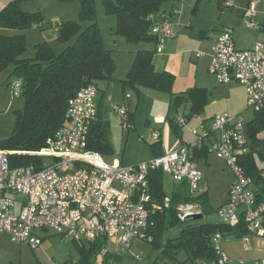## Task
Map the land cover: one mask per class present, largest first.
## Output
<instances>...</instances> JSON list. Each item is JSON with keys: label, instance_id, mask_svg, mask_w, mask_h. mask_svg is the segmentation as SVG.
<instances>
[{"label": "built area", "instance_id": "obj_1", "mask_svg": "<svg viewBox=\"0 0 264 264\" xmlns=\"http://www.w3.org/2000/svg\"><path fill=\"white\" fill-rule=\"evenodd\" d=\"M252 1L243 14V22L250 29L258 26L257 2ZM175 13L181 11L173 7L149 17L158 51L175 34ZM59 23L51 20L52 26ZM208 70L220 82L237 81L244 85L248 108L264 109V41H256L251 48H240L234 31L222 30L212 45ZM11 85L13 95L21 96L23 79ZM98 94L95 84L78 91L68 103L63 125L39 150L0 149V235L7 233L12 240L26 242L32 248L42 244L38 230L66 234L79 243L103 240L100 252L103 256L109 252L107 244L112 240L126 250L136 239L152 242L149 229L155 225L154 217L170 208L172 199L168 195L163 203L153 199L150 172L163 170L178 182L187 181L190 193L196 195L204 175L194 149L206 147L233 174L229 197L217 208L223 223L245 224L247 233L242 242L246 249L251 248L252 236L264 238V199L259 197L258 186L241 163V157L251 151L247 120L242 113H217L211 127L196 132L189 145L132 165L109 163L90 147L91 128L99 112ZM114 108L124 119L127 117V108L120 105ZM186 122L184 117L178 119L181 125ZM161 137V130L152 132L154 141L159 142ZM25 154L40 158L39 163L11 165L12 155ZM198 207V204L181 205V220L202 212ZM223 240L221 232L213 235L216 260L207 264H246L237 263L227 254ZM254 264H264V260L257 259Z\"/></svg>", "mask_w": 264, "mask_h": 264}, {"label": "trees", "instance_id": "obj_2", "mask_svg": "<svg viewBox=\"0 0 264 264\" xmlns=\"http://www.w3.org/2000/svg\"><path fill=\"white\" fill-rule=\"evenodd\" d=\"M23 1L12 0L0 11V28L18 31L12 35L0 33V73L13 66V72L24 81L22 96L25 100L16 130L9 139L0 143V149L36 151L44 147L47 139L63 125L70 99L90 84L98 86L99 81L117 80L113 75L117 65L112 50L104 43L94 0L81 1L80 20L61 21L57 25L58 40L68 41L75 37L72 43L57 53L50 42L43 41L33 45V56L25 57L24 53L30 45L23 31L41 24L46 17L41 12L24 11L21 7ZM166 2L168 0H104V5L108 14L116 16L118 35L132 44L149 42L156 45L157 37L151 31L153 21L149 17L170 11L165 7ZM84 20L90 24L82 29L81 21ZM155 54V48L138 50L126 78L119 80L123 86L137 91L151 88L167 92L176 105L185 99L190 100L189 117L202 112L208 102L207 91L192 88L175 95L172 91L175 76L168 71L156 70L153 62ZM247 129L251 151L241 157V163L258 186L259 197L264 199V169L259 167L256 159L257 154L260 159H264V139L259 137L264 130V109L255 112L254 118L247 122ZM89 140L94 150L101 151L109 147L107 128L100 111L92 125ZM200 154L196 153V159ZM39 161L40 158L27 154L11 156L12 166L38 164ZM149 181L153 199L163 203L167 196L163 170L151 171ZM178 184L171 195V207L157 214L154 217L155 225L149 229L154 237L152 244L157 250L153 264L213 263L216 260L213 235L221 232L224 236L242 238L247 233L245 224L190 223L181 230L179 236L165 240L167 226L183 221L179 215L181 205L201 200V210L203 213L207 210V200L203 194L192 195L187 181ZM104 244L103 240L91 241L89 245L80 243L81 257L74 264H94V257L101 252ZM104 257L107 262L110 259L122 260L120 255H110L109 252Z\"/></svg>", "mask_w": 264, "mask_h": 264}, {"label": "rangeland", "instance_id": "obj_3", "mask_svg": "<svg viewBox=\"0 0 264 264\" xmlns=\"http://www.w3.org/2000/svg\"><path fill=\"white\" fill-rule=\"evenodd\" d=\"M82 0H31L26 8H40L47 16L57 15L60 20H80ZM253 0L252 2H255ZM97 12V23L99 25L104 43L112 50V56L117 68L109 87L102 81L99 82L100 91L98 101L101 103L102 120L105 121L109 147L99 151L107 162H112L115 157L122 160L125 165H132L142 162L152 153L151 143L152 127L148 126L155 120L157 114L162 111H170L176 115V107L170 103L169 93L144 88L137 91L131 87H124L119 81L125 79L127 71L134 60L135 52L141 48L150 46L149 42L132 44L116 33L117 20L113 14H108L104 0H94ZM171 2H176V9L181 13H175L177 20L183 25H193L196 30L205 29L206 32L215 35L220 30L232 29L236 41L244 47L256 41H264V29H250L243 22V11L246 10L251 0H168L165 7L171 9ZM22 7V5H21ZM23 9V8H22ZM257 10H260L256 20L264 23V0H260ZM82 29H85L90 22L81 21ZM59 30L55 28L30 27L26 30V38L30 47L26 50L25 57L33 56L35 49L33 45L48 40L55 52L59 53L62 48L72 43L75 37L68 41L58 40ZM13 72V66H9L0 73V143L9 139L16 130L19 115L24 109V97H15L11 83L17 80ZM128 94L131 98H127ZM129 108L132 113H127L124 119L114 106ZM134 113V114H133ZM255 111L248 108L244 112L246 120L254 117ZM260 161V155H256ZM198 164L204 172V179L196 194L204 195L207 200L206 208L202 218L193 221H181L168 225L164 231V239H173L180 235L181 230L188 224L223 223L217 212L227 199L228 184L233 180V174L227 164L220 160L216 154L209 156L208 162L200 157ZM169 173L164 174V188L168 196L179 186ZM229 197V196H228ZM198 208H202V201H194ZM189 208V207H187ZM42 237V244L32 248L28 243L14 241L9 234L0 235V264H66L76 263L80 260V243L72 237L55 232L53 230H38ZM154 238V237H153ZM89 245L88 241H84ZM223 247L228 255L237 263L244 261L246 264H253L257 259L243 246L242 238L234 235L224 236ZM110 255L118 254L121 262L116 259L104 261L105 257L99 253L94 257V264H153L157 256L152 242L144 239H136L127 250L121 243L112 240L107 244ZM140 258V259H139ZM253 258V259H252ZM264 260V256L261 257ZM252 262V263H251ZM189 264V263H188Z\"/></svg>", "mask_w": 264, "mask_h": 264}, {"label": "crops", "instance_id": "obj_4", "mask_svg": "<svg viewBox=\"0 0 264 264\" xmlns=\"http://www.w3.org/2000/svg\"><path fill=\"white\" fill-rule=\"evenodd\" d=\"M11 1L12 0H0V11L3 8H5ZM29 2H31V0H25L22 2L21 5L24 11L41 12L40 8H36V9L26 8ZM256 2L258 6L260 0H256ZM170 4H171V8L176 7L175 6L176 2H171ZM260 12L261 11L258 10V14ZM176 17L177 16H173V23L175 25V34L165 41V44L163 45L161 51H158L156 45L153 43L150 44L149 47L141 48V49H154V48L156 49V54L154 55V59H153L155 68L158 71H168L174 74L175 80L173 83L172 91L175 95L179 93H184L192 88H200L207 91L208 102L205 105L202 112H200L199 114H195L192 117H189L188 114L191 108L190 100L185 99L183 101H180L176 105L173 102L172 96L169 94L170 97L168 98L170 99V103L175 105L177 114L172 115L170 111H167L166 114V111H162L161 112L162 114H157L155 116V120H153L152 123L149 122L150 124L148 126L152 127V125H154L152 132L159 129L162 132V137L159 142L153 140V142L151 143L152 146L151 148L153 150L152 153L150 154V156H148L145 160L142 161L149 160L154 156L162 154L164 152H170L183 145H189L193 140H195L196 132H202L211 127L213 117L217 113H227V114L242 113L244 115V112L248 109L247 92L244 85L238 83L237 81H232L230 83L220 82L218 78L213 74H211L208 70V66L211 60L212 45L222 30L217 32L215 35H212V33L206 32L205 29L196 30L193 25L190 24L183 25V22L181 20H177ZM53 19L58 20L59 22L65 21L62 19L60 20V18L57 15L47 16L44 22L38 25H34L33 27H38L40 30H44V28L58 29V26H52L51 20ZM256 21L258 22L257 28L264 29V23L259 22L260 21L259 18ZM0 33L12 35L18 33V31L13 29L0 28ZM23 33L26 35V30L23 31ZM236 43L240 48H251L255 44L254 42L248 44L247 46L242 47L239 45L237 41ZM138 50H136L135 54L137 53ZM200 53H202V55H200ZM129 70L127 71V74ZM19 78L21 77H18L17 79ZM122 79L123 78H120L119 80ZM99 82H98V88L100 91ZM102 82L105 83L107 87H109V83H111V81L108 80H103ZM142 89L144 88H141L140 92L142 91ZM127 98H131V95H129ZM97 102H98L99 111L102 113L101 103L98 100ZM127 110L129 114L132 113L129 110V108H127ZM180 117H184L187 120V122L184 125L178 123V119ZM247 122H249V120H247ZM259 137L261 139H264V130L259 134ZM209 141L210 139L207 140V142ZM200 152H201L200 154L201 156H199V158L200 157L205 158L206 162H208L211 152L206 150V148L194 149L195 156L196 153H200ZM211 154H215V153H211ZM115 161H119L122 163V160L117 157H115V159L109 163H113ZM257 163L259 167L264 169V159H260V161L257 160ZM201 171L203 172L202 169ZM231 182L232 179L229 181L228 184L227 199L229 196ZM227 199L225 201H227ZM246 250L250 251L254 255L253 257L254 259H261V257L264 256V238L252 236L251 248Z\"/></svg>", "mask_w": 264, "mask_h": 264}, {"label": "water", "instance_id": "obj_5", "mask_svg": "<svg viewBox=\"0 0 264 264\" xmlns=\"http://www.w3.org/2000/svg\"><path fill=\"white\" fill-rule=\"evenodd\" d=\"M203 213L202 212H198V213H192L186 216L184 221H193V220H197L203 217Z\"/></svg>", "mask_w": 264, "mask_h": 264}]
</instances>
